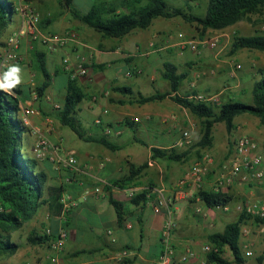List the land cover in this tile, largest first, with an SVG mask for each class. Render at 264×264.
Wrapping results in <instances>:
<instances>
[{
    "label": "crops",
    "instance_id": "1",
    "mask_svg": "<svg viewBox=\"0 0 264 264\" xmlns=\"http://www.w3.org/2000/svg\"><path fill=\"white\" fill-rule=\"evenodd\" d=\"M27 1L40 14L41 21L49 19L45 17V10L41 8L45 0ZM98 1L99 4L115 7L117 14L128 13V9L122 6V0ZM165 1L173 8L193 14L195 8L208 4V0ZM70 23L74 26L73 32H78L77 44L50 53L40 43H32L29 38H24L19 52L27 61L13 64L19 65L23 70L22 83L19 85L23 91L22 107H34L41 113L30 116L28 120V131L23 134L24 153L30 157L33 155L35 138L31 136L30 129L38 127L49 134L45 119L52 117L56 121L57 130L50 135L51 140L56 143L61 141L64 151L74 154L78 160L79 171H57L49 162L39 164V170L48 175V183L44 190L45 199H48L51 187H60L63 188L64 194L70 196L78 205L69 213L65 225L68 239L61 264H120L114 260V254L124 248L136 251L137 257L132 264L155 263L162 253L161 233L169 207L174 212L176 222L173 240L178 254L194 251L197 259L190 264L205 262L207 255L203 253V247L209 243V236L222 233L230 224L227 222L230 216L235 219L239 217L237 210L239 203L236 197L241 192L238 187L241 183L235 182L228 187L229 191L223 190L235 199V202L230 204L229 212L207 210L204 217L196 212L197 206L201 205L192 197L191 185L181 187L180 182L187 178L196 161L209 154L213 156V164L205 180V189L212 190L224 166L233 156L234 148L230 142L233 140L234 132L238 131L262 143L264 127L256 117L239 116L235 119L236 129L231 135L228 134L224 123L215 125L213 147L203 150L201 157L197 150L193 149L181 162H170L161 158L153 160L152 148L175 149L178 154H183L187 149L176 145L184 131L189 130L193 142L196 143L201 134L200 120L169 97L145 105L132 104L131 101L136 99L139 93L144 96L154 95L156 93L154 89L159 84L165 89L160 92L170 90V83L162 78L164 65L168 63L175 65L179 73L180 68L185 70L181 74L187 76L185 81L188 83L186 85L182 83L180 87L182 92L178 93L180 97H191L196 94L220 97L225 94L223 100H235L237 92L243 90V81H238V76L232 69L230 78L235 83L228 87L227 71L228 67L232 66L228 61L220 60L219 53L209 47L201 48V52L197 53L181 45L183 41H192L194 31L199 30L196 25L189 24L180 17L159 18L148 29L135 30L121 39H105L76 19ZM22 24L23 18L19 14L14 16L10 24L12 29L10 31V26L8 27L6 37L18 31ZM55 24L53 22L45 30H41L46 33L60 31ZM34 49L46 54L47 69L51 76L47 94L39 101H35L32 95L38 83L31 67V52ZM79 56L88 59L89 74L87 77L77 79L87 95L79 106L78 116L81 118L95 116V132L91 135L107 139L119 148L117 151L86 142L71 130L76 136L73 137L71 133L62 129L56 118L58 112L55 105L63 106L67 96L66 89L64 93L62 90H56V77L63 73L68 76L69 81L70 74L63 65V59L69 57L74 65ZM125 87L130 88L132 92L115 90ZM148 87L150 92L145 94ZM95 98L97 100L94 101ZM127 120L132 127L126 123ZM140 127L151 142L137 138ZM108 128L112 129L110 135L106 134ZM133 131L135 133L132 135ZM217 133L221 136L220 140ZM144 163H148V168L136 180L135 186L118 188L112 184L127 176L131 165L139 166ZM254 186L255 184L245 186L243 195L251 200L264 199V188ZM105 187H109V190ZM95 188L103 189L105 195L99 199L93 196L82 199L85 189ZM130 189H136L138 193L151 189L148 201L145 204H135L128 195ZM110 198L123 205L125 220L122 223L109 201ZM159 201L163 205L157 213L155 205ZM52 225L56 234L59 228L56 218H53ZM108 230H112L117 237L115 245L109 242L106 234ZM81 253L84 255H80Z\"/></svg>",
    "mask_w": 264,
    "mask_h": 264
},
{
    "label": "trees",
    "instance_id": "2",
    "mask_svg": "<svg viewBox=\"0 0 264 264\" xmlns=\"http://www.w3.org/2000/svg\"><path fill=\"white\" fill-rule=\"evenodd\" d=\"M64 3L69 8L73 0H64ZM16 5L15 0H0V47H5L3 39L13 17L17 15ZM122 6L128 9V13L117 14L115 7L100 3L85 14L74 11L73 16L105 39H121L135 30L148 29L159 18L180 17L185 22L196 25L204 35L208 30H223L236 25L249 15L264 12V0H208L206 14L203 17L173 8L165 0H122ZM105 15L107 17H104ZM52 22L51 19L41 21L40 28L45 30ZM245 49L264 52V35L235 36L231 53L235 55ZM31 62L32 70L37 79H40L33 91L37 94V101H39L45 98L51 83L46 54L39 49H34L31 52ZM262 75V78L253 84L252 104H245L234 99L211 104L189 100V96L180 97L178 93L187 76L179 73L175 65L165 64L162 78L170 83V90L156 92L151 96L139 93L131 103L145 105L163 101L169 97L200 120L201 134L198 141L183 154H178L175 149L152 148V159L161 158L170 162H181L193 149H196L201 157L203 150L213 147L215 125L224 123L228 134L231 135L236 129L235 119L239 116L256 117L264 127V74ZM66 90L67 96L62 111H59L56 116L59 123L68 127L86 142L96 143L117 151L119 148L107 139L88 136L82 130L80 122L76 120L75 116L78 115L79 106L87 96L79 82L69 79ZM115 90L132 92L127 87ZM22 97L23 91L20 86L13 89L11 93L0 90V256H11L18 251L19 246L10 241V234L22 228L41 207L47 205L52 218L60 216L62 212L63 188L51 187L48 199H45L44 190L48 183V175L39 170L38 161L24 153L23 134L28 129L20 117ZM126 123L132 127L129 120ZM138 142L146 145L142 141ZM230 145L234 148L235 141L232 140ZM147 168L148 163L139 166L131 165L129 174L112 184L118 188L133 187ZM106 189L109 190V187ZM150 193L151 189L138 193L133 198L134 203L145 204ZM197 198L202 201L204 207L213 210L230 205L234 201L229 193H215L210 189L197 192L195 199ZM109 201L116 209L119 221L122 223L125 220L123 205L112 198ZM251 219L252 217L246 212H242L238 219L228 224L222 233L209 236L208 244L217 247L220 254H208L206 264H245L241 247L242 230L246 222ZM254 221L258 226H264V219L256 218ZM54 238L55 233L51 236L46 233L42 236L33 233L29 240L33 245H49ZM226 248L230 249L233 256L230 261L223 258ZM135 259H127L121 264H132ZM259 264H264L263 259H259Z\"/></svg>",
    "mask_w": 264,
    "mask_h": 264
},
{
    "label": "built area",
    "instance_id": "3",
    "mask_svg": "<svg viewBox=\"0 0 264 264\" xmlns=\"http://www.w3.org/2000/svg\"><path fill=\"white\" fill-rule=\"evenodd\" d=\"M17 14L23 18L22 27L11 34L6 40V45L0 53V69H7L12 64H17L25 61V57L19 52L21 41L24 38H29L32 43H40L46 47L50 53L57 52L65 49L72 44L79 42V36L76 32H72L67 36H58L52 33H46L41 30V16L36 11L34 6L27 0H19L16 5ZM182 46L189 47L194 52H201V48L209 47L211 49L218 48L217 39H193L192 41H183ZM88 59L85 56H79L76 63L73 65L71 59L66 57L63 59V65L70 74V79L77 80L82 77H87L89 74ZM242 66L240 64L235 66V72L240 70ZM33 99L38 100L37 94L34 92ZM97 98L94 99V101ZM189 100L218 104L220 103L219 96H208L206 94H196L189 97ZM61 105H55L56 111H62ZM41 115L39 109L34 107H22L20 110V117L24 124L28 125L30 116ZM47 130L49 134L44 133L38 127H32L30 134L35 138L32 157L38 161V163H51L57 171H79L78 160L72 153H67L62 147V142H53L50 135L56 132V121L52 117H47ZM138 121V120H135ZM112 129H106V134L110 135ZM194 144L192 135L189 130L184 131L182 138L177 143L176 147L190 148ZM213 164V158L208 154L205 155L201 160L196 161L187 178H184L180 182L181 187L190 186L192 187V197L200 190L205 189L206 177L210 172V166ZM103 166V165H101ZM235 182L241 184H256L264 187V141L262 143L257 142L249 136H241L235 141L234 153L230 161L224 166L222 173L219 176L218 181L212 188L215 193H224V189L233 185ZM106 188V187H105ZM138 194L136 189H130L128 195L130 198H134ZM105 193L101 188L85 189L83 192L82 199H86L89 196H93L97 199L104 196ZM197 203L201 206H197L196 212L198 215L206 216L207 210L204 209L202 201L197 198ZM62 212L60 216L56 217L59 228L55 234V238L50 242L49 249L50 253V264H61L62 255L64 253L65 243L68 239V232L66 229V222L68 220L69 213L74 207H77V203L66 194H63L61 198ZM163 204L159 201L155 205V211L160 212ZM239 212H246L253 219H264V199L262 200H249L246 204L238 206ZM217 211L229 212L230 205L221 207ZM176 222L174 218V212L169 207L167 209V218L161 233V248L162 253L153 264H190L197 259V254L194 251H188L183 255H179L174 245V231ZM264 231V226H261ZM46 234L51 236L54 234L52 229H48ZM109 242L112 245L117 243V237L112 230L106 232ZM249 234V229L243 228L242 237ZM246 257L253 256V250L250 243L245 244L242 248ZM203 253L208 254H220L219 249L213 245L207 244L203 247ZM137 257V253L134 249L124 248L114 254V260L118 263H122L127 259H134ZM200 264H206L202 262Z\"/></svg>",
    "mask_w": 264,
    "mask_h": 264
},
{
    "label": "rangeland",
    "instance_id": "4",
    "mask_svg": "<svg viewBox=\"0 0 264 264\" xmlns=\"http://www.w3.org/2000/svg\"><path fill=\"white\" fill-rule=\"evenodd\" d=\"M44 0H40L42 2ZM45 4V5H44ZM41 8L45 10V17H48L53 22H55V27L57 30L51 32L54 35L58 36H67L74 31V26L70 23L71 20L75 19L73 16L74 11H78L81 14H85L92 6L99 5L98 0H74L69 8L65 6L64 0H45ZM67 8V9H66ZM207 6H202L201 8H195L194 13L198 16H205ZM49 10V11H48ZM67 11V12H66ZM104 17H107L106 15ZM52 22V23H53ZM11 24V23H10ZM9 24V30L11 31V25ZM61 25V27H60ZM78 33V32H77ZM7 34V33H6ZM194 37L192 39H217L218 48L213 49L216 53H219V59L223 61H228L232 66L228 67L227 73L229 74V79L227 80L228 87L234 84V80L230 78V73L232 69L235 70V66L240 64L242 68L236 71L238 76V81H243V90H239L235 100L243 102L245 104H252V87L256 80L262 78L264 74V52L256 50H242L237 54L233 55L231 53V46L234 40V37L239 36H254V35H264V12L258 13L255 15H249L244 20L238 22L236 25L223 30H210L207 31L204 35L199 33V31H194ZM79 36V35H78ZM200 37V38H199ZM8 37H4L3 42L6 43ZM6 45V44H5ZM4 49L0 47V53ZM27 59L25 58V63ZM13 65V64H12ZM1 67V65H0ZM180 73L184 72L183 68H180ZM5 69H0V74L3 73ZM55 79V78H54ZM38 80H40L38 78ZM230 81V83H229ZM188 81H184L183 85H186ZM51 84V83H50ZM68 84V76L66 74H59L56 77V90L65 92L66 86ZM149 87L146 89L145 94H149ZM160 90H165L160 84L155 87V92H160ZM180 92H182L180 90ZM225 98V94L220 96L221 101ZM225 101H228L226 99ZM58 112V111H56ZM97 117V116H96ZM253 117V116H252ZM76 120L80 122L82 130L88 135L93 136L94 130V120L95 116L90 115L89 117L81 118L78 115L75 116ZM257 119V118H256ZM57 125V124H56ZM141 126V125H140ZM71 133L73 137H76L75 134L67 127L62 126V129ZM218 131V130H217ZM139 134L137 138L142 139L148 142L150 139L147 134H144L142 128H139ZM134 131L131 133L133 135ZM243 135L238 131H235L233 134V140L237 141L238 138ZM217 137L220 140L221 136L217 133ZM252 138V137H251ZM154 141V139H152ZM151 142V140L149 141ZM93 145V144H92ZM213 157V156H212ZM208 176V175H207ZM248 184H241V192L237 195L236 201L239 205L246 204L247 201L251 200L248 197L244 196V188ZM255 186L259 188H264L260 185ZM254 186V187H255ZM226 190L229 191L227 187ZM238 193V192H237ZM253 200H262V199H253ZM235 202H232V204ZM241 212H239L240 215ZM253 219V218H252ZM248 220L246 225L243 228L249 229V234L241 238V247L243 248L245 244L250 243L253 250L252 257H246L243 252V258L245 264H259V259H263L264 263V231H262L261 226H258L254 219ZM235 217H229L228 223L235 222ZM53 218L50 217L47 206L41 207L38 212L33 216V218L26 222L24 226L20 229L12 231L10 234V241L19 246L18 251L11 256H0V264H50V253L49 245H33L29 240L33 233H37L42 236L48 229H53L52 225ZM243 251V250H242ZM80 255H84L81 253ZM87 257V256H85ZM223 258L225 260H232L233 256L229 248H226L223 253ZM236 264V263H232Z\"/></svg>",
    "mask_w": 264,
    "mask_h": 264
},
{
    "label": "clouds",
    "instance_id": "5",
    "mask_svg": "<svg viewBox=\"0 0 264 264\" xmlns=\"http://www.w3.org/2000/svg\"><path fill=\"white\" fill-rule=\"evenodd\" d=\"M22 72L19 65L9 66L7 71L0 74V90L11 93L22 83Z\"/></svg>",
    "mask_w": 264,
    "mask_h": 264
}]
</instances>
